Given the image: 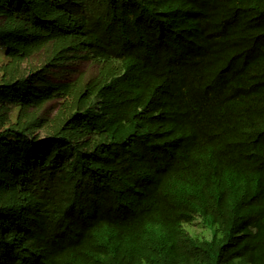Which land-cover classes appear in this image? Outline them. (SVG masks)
Segmentation results:
<instances>
[{"label":"trees","instance_id":"obj_1","mask_svg":"<svg viewBox=\"0 0 264 264\" xmlns=\"http://www.w3.org/2000/svg\"><path fill=\"white\" fill-rule=\"evenodd\" d=\"M0 54V264H264V0H0Z\"/></svg>","mask_w":264,"mask_h":264},{"label":"rangeland","instance_id":"obj_2","mask_svg":"<svg viewBox=\"0 0 264 264\" xmlns=\"http://www.w3.org/2000/svg\"><path fill=\"white\" fill-rule=\"evenodd\" d=\"M5 58L3 57V55L0 54V65H2L3 63H5ZM82 67V66H81ZM86 68V67H85ZM88 70L90 73H93L91 69H85ZM48 107V108H47ZM46 110H48L45 114L47 116H49L50 118L53 117L56 114L57 108H49V106H47ZM16 110L13 111V113H15ZM45 111V109H44ZM43 111V112H44ZM187 230L190 234L194 235V236H202V237H208L209 233L208 231L198 222H194L193 224L187 226Z\"/></svg>","mask_w":264,"mask_h":264}]
</instances>
